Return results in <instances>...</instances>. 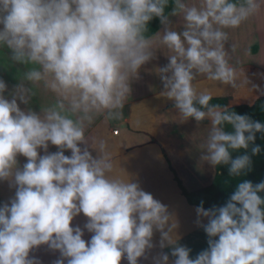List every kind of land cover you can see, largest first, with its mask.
<instances>
[{"label":"clouds","instance_id":"9594fccd","mask_svg":"<svg viewBox=\"0 0 264 264\" xmlns=\"http://www.w3.org/2000/svg\"><path fill=\"white\" fill-rule=\"evenodd\" d=\"M169 3L0 0V49L8 50L12 66L25 69L8 96L0 79V182L15 190L0 203V264H40L30 253L41 246L59 253L54 264H138L153 249L154 232L161 252L153 264H169V255L172 264H264V181L239 182L222 206L206 209L201 201L195 224L207 248L191 258V249L180 244L175 213L121 167L106 139L85 135L97 117L122 118L132 82L164 45L171 54L156 69L159 96L174 102L182 121L210 124L200 161L227 166L231 177L252 170L264 124L211 103L213 93L194 81L202 75L233 89L249 83L230 62L236 45H228L226 30L257 14L264 0H171L166 13ZM176 16L184 21L179 31L169 27ZM154 18L162 35H146ZM33 86L54 97L39 112L20 107L31 104ZM250 90L260 91L256 85ZM49 145L57 151L48 152ZM240 150L244 154L233 157ZM18 156L26 158L22 167ZM81 214L83 229L72 226Z\"/></svg>","mask_w":264,"mask_h":264},{"label":"crops","instance_id":"0c3cea01","mask_svg":"<svg viewBox=\"0 0 264 264\" xmlns=\"http://www.w3.org/2000/svg\"><path fill=\"white\" fill-rule=\"evenodd\" d=\"M188 2L192 3L193 0H188ZM176 19L177 16L170 17L171 24L169 27L173 28L177 24ZM160 30H163V26L159 22L156 32ZM238 33L243 35L242 38L239 37ZM231 36L232 38L235 37L236 50L230 54V62L234 66L237 64L238 67H248L249 65L257 67L261 65V70H264V20L256 24L250 17L239 28L231 29ZM254 46L257 47V50L252 52L251 48ZM9 55L10 53L7 49H0V79H3L6 82L8 89L5 93L6 96H8V93L19 83L21 74L25 70L23 66H12L7 60V56ZM159 63L160 60L153 59L142 66L139 71V79L134 80L131 84L134 93H132L130 98L125 102L121 119L106 122L103 120V117H97L94 123L86 129L85 135L89 138L101 137L106 139L109 149L113 153L115 159L120 161L121 167H123L129 174L137 178L141 188L144 191L151 193L154 199H157L162 203V199H164L163 204L168 206L170 212L175 213L178 220L177 233L181 237V242L183 239L190 236L192 229L196 227V206L189 205L181 195L160 147L154 143H150L151 138L149 135L132 131L126 126L128 121L135 119L132 116V113L133 111H136L137 106L142 100L155 98L159 96V92L162 91V82L156 71V69L160 68ZM204 79H206L205 76L196 78L194 83H197V81L200 82ZM33 92L35 95L32 98L31 104L28 106L20 104L21 109L30 106L34 111L39 112L40 107L50 103L54 98L51 93H45L41 86H33ZM127 106H135L130 108L132 112L129 116L125 113ZM89 142L91 143V139ZM81 147L83 148L84 146L81 145ZM89 150L92 151L91 149ZM55 151H57V148L49 145L48 152ZM137 153L140 154L141 157H139L140 155L138 156ZM40 154L43 155L44 152L41 150ZM65 155L70 156V152L66 151ZM92 155L95 156L96 153L93 151ZM17 160L20 167L26 163V158L23 156H18ZM142 162H144V164H142ZM138 163L141 165L138 166ZM143 173L150 176L152 181L149 177H147V180H142L141 176L143 175V178L146 176ZM149 180L150 183L148 182ZM158 184H162L164 187L158 190V188L155 187V185L157 186ZM158 187L161 188L160 186ZM161 190H164V192ZM14 191V189L9 188L6 181L0 182V203L6 202L10 197L14 196ZM161 192L162 194H160ZM86 220L87 218L81 214L74 218L72 226H80L83 229ZM203 222L207 223L206 220ZM91 235V233H88L85 230L83 239L89 241ZM159 241L160 233L154 232L152 238L154 247L146 254L147 259L141 258L138 261V264H153V257L161 252ZM163 251L169 252V249L166 247ZM31 255L36 256L40 260V264H54V261L59 257L58 252L48 250L47 246H41L33 253H30V256ZM172 261L173 260L169 255V264H172ZM121 264H127L126 259H122Z\"/></svg>","mask_w":264,"mask_h":264},{"label":"trees","instance_id":"16d2710c","mask_svg":"<svg viewBox=\"0 0 264 264\" xmlns=\"http://www.w3.org/2000/svg\"><path fill=\"white\" fill-rule=\"evenodd\" d=\"M171 8L172 3L170 0L166 13H168ZM159 22L158 18H154L150 21L148 25V33L146 35H153L158 29ZM256 50L257 47L252 48V52H255ZM238 69H243L244 71V74L242 73L240 76V80L243 81L244 78H246L249 83L239 88H235L234 92L230 94L213 95L214 99L211 103L231 105L236 113L248 115L253 120L264 124V95L260 94V91H264V70L255 67L249 69L245 66L239 67ZM253 85H256L260 91L250 90ZM151 106L152 98L144 99L139 103L136 111H133L132 113V116L135 119L140 117L147 118V123L136 124L133 120H130L127 122L126 126L132 131L149 135L151 138L150 143H154L160 147L161 152L168 163V168L173 174V179L176 182L181 195L189 205L197 207L200 205L201 201H203V205L206 209L213 205L222 206L235 190L236 185L239 182L248 180L255 185L264 181V133H257L254 143L255 145H259L261 151L258 155L252 157V170L246 175L241 177H231L229 176L227 166H217L216 168H213L206 162L201 163L205 168L208 179L197 192L198 194L201 193L205 196L204 200L200 199L199 195L195 194L188 188L179 171L177 161L173 158V154L176 151L174 143V137L176 134L172 130L163 129L162 125H167L164 119L148 117L150 109L152 108ZM240 154H244V151L242 150ZM233 157L235 156L233 155ZM260 195L264 197V193H261Z\"/></svg>","mask_w":264,"mask_h":264},{"label":"rangeland","instance_id":"374dc122","mask_svg":"<svg viewBox=\"0 0 264 264\" xmlns=\"http://www.w3.org/2000/svg\"><path fill=\"white\" fill-rule=\"evenodd\" d=\"M198 0H193L192 3H197ZM191 4V2H189ZM252 20L257 24L258 22H262L264 20V5H262L261 10L253 15ZM177 24L172 28L174 30H182L184 21L182 16H177L176 19ZM229 33V41L228 45L235 44V37L231 36V29L226 30ZM162 35V31H159ZM239 37L242 38V34L238 33ZM226 45V47L228 46ZM255 47V46H254ZM253 48V47H252ZM251 48V50H252ZM156 60H160V67H163L168 63L166 58L167 55H170V51L164 46L159 45L156 49ZM232 52L230 51V54ZM237 68L238 65L235 64ZM250 66V67H249ZM249 69L255 67L261 69L262 66H253L249 65ZM246 67V66H245ZM247 67V68H248ZM203 77L197 76V78ZM201 89L207 88L209 89L213 95H227L234 92L235 89L223 85L217 81H209L207 79L197 81L196 83ZM134 93V90H132ZM131 93V94H132ZM129 107V108H127ZM125 113L129 114L132 112L130 108L135 106H127ZM152 108L150 109V113L148 117H158L162 118L166 121L167 125H162L165 130H172L176 135L174 137L175 143V153L173 154V158L177 161V165L179 171L184 178L185 183L188 188L193 191L195 194L199 195V198L204 200L205 196L201 193L198 194V190L201 189L202 185L205 184L208 177L206 175V171L204 166L201 165L200 161V151L199 145L207 136L208 129L210 127L209 121L205 120L200 124L193 119H189L187 121H182L181 117L178 115L177 111L174 108V102L168 100L165 97L157 96L152 98ZM133 122L136 124H145L148 122V119L145 117H140L133 119ZM161 126V127H162ZM230 126L226 127V131H231ZM240 151L232 153L234 156L241 155ZM181 245L187 246L191 249L190 257L195 258L196 255L207 248V236L204 233L202 228L195 227L192 229L190 236L183 239L180 242ZM170 252V250H169ZM173 260L174 258L171 257Z\"/></svg>","mask_w":264,"mask_h":264},{"label":"bare ground","instance_id":"6f19581e","mask_svg":"<svg viewBox=\"0 0 264 264\" xmlns=\"http://www.w3.org/2000/svg\"><path fill=\"white\" fill-rule=\"evenodd\" d=\"M124 140H125V139H124ZM125 141H126V140H125ZM117 142H118V141H117ZM120 144H121V142H120ZM137 155L139 156L140 154L137 153ZM138 156H137V157H138ZM139 157H141V155H140ZM142 164H144V162H142ZM139 165H141V164L138 163V166H139ZM138 168H141V167H138ZM143 174H144V173H143ZM144 175H146V173H145ZM141 177H142V178H141L142 180H143V179H144V180H145V179L147 180V177H149V179H150V176H148V175L144 176V178H143V175H142ZM145 177H146V178H145ZM150 180L152 181V179H150ZM150 180L148 181L149 183H150ZM159 181H160V179H159ZM158 186H160L161 188H159ZM155 187L158 188V190H159V189H162L164 186H162V184H160V185L158 184L157 186L155 185ZM156 188H155V189H156ZM156 190H157V189H156ZM161 191L164 192V190H161ZM159 192H160V191H159ZM162 192H161L160 194H162ZM164 196H165V195H164ZM164 196H163V197H164ZM162 200H163V203H164V199H162Z\"/></svg>","mask_w":264,"mask_h":264}]
</instances>
